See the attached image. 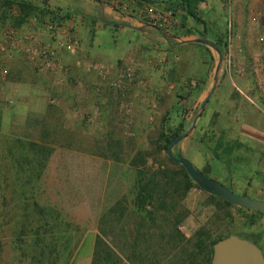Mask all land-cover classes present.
Masks as SVG:
<instances>
[{
	"label": "rangeland",
	"instance_id": "374dc122",
	"mask_svg": "<svg viewBox=\"0 0 264 264\" xmlns=\"http://www.w3.org/2000/svg\"><path fill=\"white\" fill-rule=\"evenodd\" d=\"M12 1L27 3L33 9L24 17L15 5H11L6 11L3 0H0V37L2 31L6 30L16 32L18 36L31 32L39 45L52 46L56 40H66L74 43L75 49L73 53L60 49L54 51V61L62 67L61 72L57 73L39 71L20 54L0 63L7 70L6 76L0 77V110L5 111V118L0 117V132H5L0 133V167L3 173L0 177V264H15L14 257H21L17 262L23 264L28 261L24 259L27 256H45L52 244L47 242L62 238L61 232L50 230L40 233L42 239H36L33 232L27 230L35 226L30 208L32 198L28 199L29 204L23 215L18 206V191L15 190L9 173L5 172V159L2 158L5 146L16 138L47 145L51 149L68 144V147L79 150L68 152L56 148L51 152L38 187L36 190L33 188L34 198L39 207L46 209L51 202L58 204L64 201L65 205H77L78 198H85L88 215L97 228L96 237L102 243L98 249L100 258L97 264H178L185 240L194 237L198 231L205 232L211 239L229 231L246 233L258 242V248L263 250L261 253L264 257V214L226 206L198 188L191 187L186 193L182 192L181 166L167 158L164 142L160 139L163 120L168 133L182 124V135L186 136L172 147L173 157L180 155L197 171L221 183L235 195L253 199L254 190L264 189V169H260L257 164L260 157L264 167V107L254 102L252 96L244 97V94L238 93V89L233 87L232 100L235 106L228 107L222 101L208 105V99L200 110L203 96L208 90L206 85L210 84L209 91L217 90V96L227 92L226 81H223L224 73L221 71L233 73L237 77L249 75L248 73L253 76L256 74L253 68L257 64L259 66L263 59L261 55L251 56L242 62L227 52L226 45L231 43L234 35L232 17L234 13L236 15V12H241L235 3L242 0H219L224 6L223 13L213 20L216 26L213 28L219 35H225V50L221 58L215 52L213 56L209 52H190L182 55V59L178 55L183 54L182 49L181 53L178 49L175 51L169 41L164 46L162 40H165V35L162 32L147 28L148 35H143L128 26L119 29L113 24L106 25L108 20L103 17L99 7L108 6L103 1ZM155 1L157 3L137 0L136 4L144 2L164 8L163 2H173ZM245 1L250 2L245 7L244 15L250 32L261 35L258 30L260 21L257 19L258 15H255L257 5L251 2L254 0ZM112 10L110 9L111 12ZM41 11L43 15L40 14ZM44 11H56L62 19L58 24L51 23L50 16ZM200 16L203 17L204 14ZM18 17H22L23 22H19ZM211 17L213 18L212 15ZM48 25L58 29V35L51 39L50 35H45ZM206 35L210 39L208 32ZM198 57L205 64L203 67L195 64L194 60H198ZM98 65L107 70L103 78L92 69ZM239 68H244L242 74L238 73ZM128 70L131 71V76L124 80L123 86L116 88L110 85ZM214 73L217 83L212 80ZM36 76L52 86L44 88L42 92L40 89L34 92L29 81ZM14 77L19 86L11 83ZM81 81L87 85L86 94L82 92L78 95L77 87ZM216 84L221 86L217 87ZM67 96H80L83 104L80 107L69 104L65 101V98H69ZM235 96L248 104L243 106L244 112L231 109L237 108L238 100ZM99 97L103 100L97 99ZM97 100L102 102L98 104ZM228 108L234 112L230 113L233 120L224 121L226 124L221 134H207L204 129L208 126L215 127L217 122L216 115L205 114L206 109L212 113L214 110L227 111ZM30 110L35 114L34 119L43 112L41 130L34 127L32 134L20 128L19 125L22 126L23 122L13 115L16 111L26 113ZM194 119L196 122L192 126ZM28 123L36 124V120H28L26 124ZM233 124L239 131L246 126L247 133L244 136L241 132L226 133L224 129ZM70 125H74V128L71 126L72 129H69ZM216 131L221 130L218 128ZM254 132L261 134V145L259 138L255 137L254 150L245 149L243 140L252 138L250 135ZM152 176L160 178L162 182L172 183L173 190L178 189L177 195L185 193L178 200L177 211L188 213L177 226V231L183 238H178L176 250L169 252L166 248L161 253L158 251L154 259L147 251L148 244L149 248L153 247L151 242L133 240L132 231L133 223L144 218L143 213L135 212L133 200L136 185ZM67 179L69 182H66ZM230 180L233 185L229 183ZM157 197L155 194L156 201ZM100 198L103 204L101 208ZM46 209L43 208L42 211ZM107 214L108 220L104 225L99 219ZM49 215L43 216L48 218V223H57L58 217ZM250 216L255 222L252 227L246 224ZM20 225L22 230H19ZM73 234L70 232V236ZM35 240L44 243L43 250H39L42 253L33 245ZM104 248L111 251L112 257L101 261ZM59 250L52 248L50 255L57 257L61 254ZM173 255L175 258H172ZM202 257L198 256L197 260ZM205 259L203 257L201 264H209Z\"/></svg>",
	"mask_w": 264,
	"mask_h": 264
},
{
	"label": "crops",
	"instance_id": "0c3cea01",
	"mask_svg": "<svg viewBox=\"0 0 264 264\" xmlns=\"http://www.w3.org/2000/svg\"><path fill=\"white\" fill-rule=\"evenodd\" d=\"M148 1L151 3H157V1L155 0H148ZM136 2L137 0H121L120 4L122 6H125L126 8L131 9L136 4ZM251 2H254V5H257L255 15H258L257 19H259L260 21L258 30L260 31L261 35H253L252 32H250L248 21L247 19H245V16H244L246 14L245 7L250 2H247L245 0H242V2H239V3L236 2L235 5L236 7L240 8L241 12L240 11L236 12V15L234 13V17H232L231 23H232L234 35H232L231 43L229 45H226V49H227L228 54H231L233 58L237 57V59L242 62L244 59H250L249 57L251 56L257 57L261 55L263 59L261 63H259V66L257 64L253 68L254 72H256V74L254 73L253 76L251 73H248L249 75H241L237 77L233 73L221 71L222 73H224L223 81H226L225 88L227 92L225 94L222 93L220 96H217L216 95L217 90L213 91L211 89L209 91L210 84L208 86L206 85V88H208V90L206 91V95H204L203 97L205 98V96L210 94L208 98L209 101L207 103L208 105L210 104L214 105V102L215 104H218L219 102L222 101V102H225L224 104H227L228 107L235 106V102L232 100L234 96L232 94L233 92L232 88L236 87L239 91L238 93L244 94V97H247V95L252 96V99L254 100V102H257L264 107V63H263L264 62V0L262 1L254 0ZM99 7L101 9V13L103 17H105L106 20H108L107 21L108 24L106 25L113 24L117 26V28L119 29H121L123 26H128V28L132 30L142 32L143 35H148L146 33L147 28H137L133 26L130 20H128V18L125 16V13L111 12L110 8L105 5L99 6ZM249 7L247 6V8ZM198 8L199 9L197 11V16L202 20L203 24L195 23L192 19L187 17L181 10L178 9L175 12L176 13L175 17H177V20L180 23V28L175 29L171 33L164 34L165 40H162V43L164 44V46H166V42L169 41L171 43V47H174L173 49L175 51L176 49H178L179 51L182 49L183 54L181 53V51L179 52L181 54H178L179 56L181 55L180 56L181 59L183 58L182 55H185L186 53H190V52L191 53L197 52L199 54H203V52H209L211 56H213L215 52L219 57L217 49L214 46L215 44L221 47L223 52L225 50L224 48L225 35H219V32L214 31V28H213V27H216L214 25L213 20H215L216 16L222 15L224 6L219 0H203V2L199 4ZM202 13L204 14L203 17L200 16ZM211 15L213 16V18L211 17ZM250 15L251 13L248 16L250 17ZM207 32L210 35V39L206 38ZM196 39H205L206 41L210 42L211 45H203V44L192 42L193 40H196ZM146 45L148 46V43H146ZM160 47L163 48L162 46ZM223 52H222V55H223ZM194 62L199 67H203L205 65L203 63L202 58L200 59V57H198V60L195 59ZM15 72H18V71H15ZM15 74H18V73H15ZM17 80L20 81V79H17ZM212 80L213 82L214 80L216 83L218 82L215 77V73L213 75ZM223 81H221V83H223ZM8 82H11V81H8ZM11 83L13 85L19 86L18 82L15 80V77ZM29 83H30V88H33L34 92H38L35 90H39V89H40V92H42L44 88L48 89L50 86H52V85L45 84L39 76H36L34 80H30ZM80 83L81 84L77 87L78 89L77 93L79 92L78 95L82 92L86 94L85 88L87 87V85H85L83 81H81ZM216 86L220 87L221 85L216 84ZM201 92H203V90ZM67 97L69 98H65V101H68L69 104H76V105H79V107L83 104V100L80 98V96L79 97L67 96ZM200 97L201 95L199 94L198 98ZM87 98H91V97H87ZM97 99L100 100L101 98L99 97ZM236 99L238 100L237 108L232 107L231 109L233 111L237 110V111L244 112V110H242L243 106L248 105V104L244 102L243 100H240V98L238 99L236 97ZM99 100H97L98 104L102 102V101L99 102ZM101 100H103V98ZM33 102L34 101L32 100V103ZM208 108L209 106L207 107V109ZM207 109H206L205 114H213V116L216 115L217 124L215 123L214 124L215 127L213 128H210L208 126L207 128L204 129V131L207 134L209 133L215 134V132H218L219 134H221V132H223L222 129L226 124L224 121L226 119L233 120V117L230 113L234 114V112L228 108L227 111L223 110V112L222 111L219 112L217 110H214L211 113V112H208ZM13 115L15 118H17V120L20 119V122H23L22 126L19 125L20 128H23L24 130L29 131L30 134L33 133L32 130H34V127L35 128L38 127V131L41 130V127H42L41 116L43 115V112L38 114L36 116V119H34L35 114L31 110L29 112L27 111L26 113H19L18 111H16L15 113H13ZM0 117L1 119L5 118L4 110H0ZM243 117L245 118L246 115L244 114ZM28 120H31V121L36 120V124L34 123L26 124ZM195 122H196V119H195ZM1 124L2 123L0 122V127H1ZM71 126H73L74 128V125H70L69 129H72ZM230 126L231 127H227V129L226 128L224 129L226 133L228 132L229 134L231 133L237 134L241 132L243 136L245 133H247L245 129L247 128L246 126H243V130L240 129V131H239V128L235 126L234 124ZM218 128L221 131H216V129ZM0 133L5 134V132L3 131ZM252 135H250V137L252 138H250L249 140H243V147L245 149L250 148V150L253 151L255 148L254 145L256 143L254 138L255 137L259 138L261 134L259 132H254ZM258 142L260 143V138ZM218 145L219 143H217V146ZM56 148H59L60 150H63V151L66 150L68 152L69 151L79 152L78 149H74L68 146H65V147L64 146H61V147L54 146L52 147V151H55ZM257 164L260 169L261 168L264 169L263 161L261 160L260 157L257 159ZM66 182H69V180L67 179ZM229 183L233 185L231 180ZM253 194H254L253 199L258 200V201H263L262 198H264V189L254 190ZM60 199L62 200L63 198L60 197ZM78 201L79 203H77V205H73V204L65 205L64 201H62L58 204L51 202L49 206H47L52 211L50 212L51 215L57 216L58 219L56 221L57 223H46L44 229L45 231L53 230L56 232H61V236H62V238L59 240L49 241L47 243L48 244L52 243L51 247L53 246L56 249L59 248L60 249L59 251H61V254L58 255L57 257L51 256V255H45V256L38 255L36 257L34 255H30L24 258L28 261L23 262V264H92L94 239L96 236L97 228H96V225L91 220L90 215H88L89 213L87 212V209H86L87 204L85 203V198H81V199L78 198ZM80 201H83V203L80 204ZM102 206H103L102 199L100 198L99 208H101ZM70 232H73L74 234L70 236ZM14 260H16L15 264L16 263L18 264L17 261L21 260V257H18V258L14 257Z\"/></svg>",
	"mask_w": 264,
	"mask_h": 264
},
{
	"label": "trees",
	"instance_id": "16d2710c",
	"mask_svg": "<svg viewBox=\"0 0 264 264\" xmlns=\"http://www.w3.org/2000/svg\"><path fill=\"white\" fill-rule=\"evenodd\" d=\"M173 2H163V7L171 10L174 13V10H181L187 17L192 19L195 23L203 24L202 20L197 16L198 6L203 2V0H172ZM11 5H15L21 14L26 17L28 13L33 9L27 3L24 2H14L12 0H3V7L6 11L9 10ZM46 12L50 17L51 23H57L62 19L58 12ZM43 15V12H40ZM19 22H23L22 17H18ZM22 18V19H21ZM218 44V43H217ZM217 49L219 57L222 56V48L218 45H214ZM201 110V109H200ZM183 125L180 124L174 131L168 133L167 129L164 125V120L161 123V134L160 139L164 142V149L168 145V143L177 136L182 135ZM41 136V135H40ZM68 146V144H66ZM52 152L51 147L43 144L34 143L27 140L21 139H13L10 145L5 146L3 150L2 158L5 165V172L9 173L12 178V182L14 184V188L17 192V201L19 203V208L23 211V215L25 214V210L29 203H27L29 198H32L30 202L31 212L34 216V225L33 227L28 228L27 230L33 232V236L36 239H42L40 233L45 231L44 227L46 223H48V218H44V215L51 216V209L47 207H39L34 198V189L38 187L39 180L42 176V172L45 168V165L48 161ZM181 171L183 173L182 182L183 191H187L189 188H197L196 185L190 181L187 177L185 171L182 167ZM204 176L205 173L201 172ZM3 175L0 167V177ZM158 177V175H156ZM207 177V176H206ZM172 186V188L170 187ZM178 188V186H176ZM34 188V189H33ZM172 189L171 192L169 189ZM172 183L162 182L160 178L156 179V177H147L143 182H139L136 185V193L133 202L135 203V212L143 213L144 218L140 220L137 219L133 223V240H144L151 242V248H149V244L147 246V251L152 255L151 258L154 259L158 254V251L161 253L163 249L168 248L169 252L176 250L177 244L179 243L178 238H183L180 236L177 231V226L184 220V218L188 215V213H184L183 211H177V203L180 200V197L183 195H177L178 189L173 190ZM33 189V190H32ZM155 194L158 196L157 201L154 199ZM30 197H29V196ZM176 195V196H175ZM210 197L217 199L222 204L226 206H232L212 195L209 194ZM153 202V203H152ZM146 207L148 209L146 210ZM46 209V211H42ZM240 211H247L254 214H262L259 212L245 210L238 207H234ZM50 209V211H49ZM107 215H102L100 217V222L106 225ZM254 220H252L251 216L247 220L246 224L248 227H252L254 225ZM24 226V225H23ZM132 226V225H131ZM19 230H22L23 227L20 225ZM225 233V232H224ZM220 233L216 235L214 238H209L207 234L203 231H198L194 237L185 240V245L181 253V257L179 259L178 264H201L203 257H206V261L210 263L212 245L229 235H236L239 238L246 239L252 242L257 246L256 242L252 239L250 235L246 233H238V232H226ZM223 234V235H222ZM44 243L40 240L33 241V245L35 248L39 250H43L42 247ZM100 239L95 236L94 239V250H93V259L92 264H97L100 258V251H98L100 245ZM258 247V246H257ZM54 249V247H52ZM52 248L49 247L46 250V254L50 255ZM42 253V251H39ZM179 253V254H180ZM41 256V255H39ZM198 256H203L200 260H197ZM112 257L111 251L104 248L102 260H107ZM175 258V255L172 256ZM177 264V263H176Z\"/></svg>",
	"mask_w": 264,
	"mask_h": 264
},
{
	"label": "built area",
	"instance_id": "2783aa9c",
	"mask_svg": "<svg viewBox=\"0 0 264 264\" xmlns=\"http://www.w3.org/2000/svg\"><path fill=\"white\" fill-rule=\"evenodd\" d=\"M98 1H103L110 9H113V12L125 13V16L130 20L131 24L137 28H152L164 34L180 28V23L175 17V14L166 8H159L153 4L141 2L139 5L135 4L133 8L129 9L120 4L121 0ZM45 35H50V39L54 35H58L57 27L48 25ZM36 40V37L31 32L18 36L16 32L11 30L2 31L0 37V63L12 59L15 54H20L26 57L39 71L61 72L62 67L54 61V51L60 49L67 53H73L75 49L74 43L66 40H56L52 46L48 44L42 46ZM92 69L97 71L98 75L102 78L107 71L101 65L94 66ZM243 71L244 68L238 69L239 74H242ZM6 73L7 70L0 66V77H5ZM130 76L131 71L128 70L126 73L120 75L116 82L110 83V85L119 88L124 85V80H128Z\"/></svg>",
	"mask_w": 264,
	"mask_h": 264
},
{
	"label": "water",
	"instance_id": "95a60500",
	"mask_svg": "<svg viewBox=\"0 0 264 264\" xmlns=\"http://www.w3.org/2000/svg\"><path fill=\"white\" fill-rule=\"evenodd\" d=\"M192 42L211 45L205 39H196ZM210 94H208L202 103L200 109L206 104ZM195 119L192 122V126ZM186 135H180L172 139L165 148L167 158L180 165L185 171L188 178L196 185V187L204 193L210 194L232 206L259 212L264 214V201L249 199L246 196H238L232 193L227 187L221 183L214 181L202 173L197 171L193 166L180 155L175 157L171 154L172 147L185 138ZM209 264H264V257L261 250L252 242L229 235L228 237L215 242L212 245V252Z\"/></svg>",
	"mask_w": 264,
	"mask_h": 264
},
{
	"label": "flooded vegetation",
	"instance_id": "af4514ba",
	"mask_svg": "<svg viewBox=\"0 0 264 264\" xmlns=\"http://www.w3.org/2000/svg\"><path fill=\"white\" fill-rule=\"evenodd\" d=\"M256 244H257V246H258V242H256ZM261 250V252L263 251L262 249H260Z\"/></svg>",
	"mask_w": 264,
	"mask_h": 264
}]
</instances>
